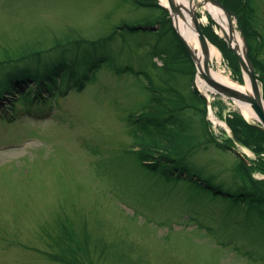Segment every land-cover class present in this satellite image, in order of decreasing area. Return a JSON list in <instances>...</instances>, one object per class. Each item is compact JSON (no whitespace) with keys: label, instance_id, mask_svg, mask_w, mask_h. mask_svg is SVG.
<instances>
[{"label":"rangeland","instance_id":"1","mask_svg":"<svg viewBox=\"0 0 264 264\" xmlns=\"http://www.w3.org/2000/svg\"><path fill=\"white\" fill-rule=\"evenodd\" d=\"M137 2L156 0H0V73L23 59L45 61L58 46L114 35L109 59L83 91L65 83L52 106L29 113L0 103V264H264V212L139 160L142 140L130 119L158 110L147 109L158 94L183 108L187 162L203 181L228 193L256 190L237 153L264 181L253 168H264V139L244 129L249 135L237 140L222 122L241 115L234 103L209 96L217 107L210 110L193 96V83L207 96L194 63L172 31L160 30L163 11ZM205 14L198 9L209 29ZM124 23L159 29L129 33ZM224 58L221 71L233 80L230 54ZM226 138L230 147H218Z\"/></svg>","mask_w":264,"mask_h":264},{"label":"trees","instance_id":"2","mask_svg":"<svg viewBox=\"0 0 264 264\" xmlns=\"http://www.w3.org/2000/svg\"><path fill=\"white\" fill-rule=\"evenodd\" d=\"M137 3L140 6L154 7L163 11L164 20L158 22L161 23L160 30L168 28L172 31L180 44L182 53L192 62L185 46L173 30L168 12L161 8L157 1L145 4ZM213 27H215V24L211 21L209 29L207 27L203 28L205 35L224 54H230L235 77L242 83L243 77L237 58L230 51L225 41L214 32ZM121 28L129 33L140 31L135 27H129L125 23ZM113 36L98 42H88V44H81L83 41H79L74 44L58 46L55 48V56L52 55L45 61L40 60L37 62L35 60L32 62L23 59L21 62L9 64L0 73V103L2 100L11 102L13 109L10 110L12 112H15V106L21 103L24 111L29 113L33 106L37 104L52 106L54 104L52 98L55 97L65 83L69 84L68 89L75 88L77 91H83L97 68L109 59L108 47ZM194 85L193 83V96L200 99L204 105H207L206 99L196 88L194 89ZM154 93L157 94L156 91ZM155 96L147 109L157 108L158 110L150 111V115L135 114L131 116L129 123L131 127L137 128L140 132L139 137L142 141L137 146V155H139L142 166L168 178H178L193 184L196 183V185H200L201 189L211 191L215 195L234 198L239 204L258 213H263L264 181L253 179L250 172L251 166L249 168L245 163L243 164L246 171L250 173L256 190L242 187L235 192L228 193L211 182L203 181L187 162L192 151L184 149L188 142L185 136L189 134L191 125L189 120L185 119L183 114L179 112L183 108L174 110L164 98L158 94ZM10 97H12V100H10ZM213 106L216 107L215 102H213ZM230 116L232 117L227 120V123L237 140L241 142V138L249 135L244 129L253 131L254 137L264 139V133L257 126L249 124L243 116L236 112L228 115V117ZM232 119H235V121ZM209 140L211 139H208V142ZM230 141L226 138L216 140V143L218 147L228 149ZM261 149L259 145L256 151L260 153ZM253 168L264 174V168L259 166L258 161H256V166H253Z\"/></svg>","mask_w":264,"mask_h":264},{"label":"water","instance_id":"3","mask_svg":"<svg viewBox=\"0 0 264 264\" xmlns=\"http://www.w3.org/2000/svg\"><path fill=\"white\" fill-rule=\"evenodd\" d=\"M195 0H190L191 3H194ZM170 6L165 7L160 4L161 7L166 9L172 19L173 22V27L182 42L184 43L187 51L189 52L190 56L192 57L193 61L195 62L196 68H197V77H201L207 87V90L211 93L218 94L222 97H224L227 100H231L234 103H241L244 105H249L257 117V122L260 124L259 128L264 132V100L261 94V88L258 83L256 73L254 66L252 64V61L249 57V45L247 42V39L245 36H242V48L241 51L236 48L235 46V35H237L234 22H233V17H237L232 11H230L226 6H224L219 0H198V3L195 5V11L190 13V19L193 23V30L195 31L196 35L198 36L202 51L204 54L207 56L205 60V70L206 73L200 74V68H199V57L197 56V52L194 51L187 43L186 39L182 37L180 32L178 31V26L180 25V20L182 19L183 21H187V16L183 12V9L185 6H182L177 0H169ZM199 6L209 8L213 7L217 10H219L222 15L225 17L227 20L228 24V30L225 31L221 24L212 16L210 10L209 13L211 14L213 20L218 24V26L221 28L223 36L229 46V48L232 50V52L235 54L237 57L239 64L241 66V70L244 75V79L246 84L249 83L252 94L249 93H244L239 90H236L234 88L225 86L216 80H214L211 75H210V61L208 58L209 54V46L210 43L208 39L206 38L203 29L201 27L200 21L198 19L196 10ZM139 29H144L148 30L150 29L149 27H141ZM152 30H157V27L152 28Z\"/></svg>","mask_w":264,"mask_h":264},{"label":"bare ground","instance_id":"4","mask_svg":"<svg viewBox=\"0 0 264 264\" xmlns=\"http://www.w3.org/2000/svg\"><path fill=\"white\" fill-rule=\"evenodd\" d=\"M158 1L160 2L161 5L169 8V6H170L169 0H158ZM177 1L182 6H185V8L183 9V12L187 16V21H183L182 19L180 20V25L178 26V31L180 32L182 37H184L186 39L188 45L194 51L197 52V56L199 57L198 62H199L200 74H204V73H206L205 60H206L207 56L202 51L198 36L196 35L195 31L193 30V23L190 19V13L195 11L196 2L191 3L190 0H177ZM209 10H210L212 16L219 22V24H221L223 29L225 31H227L228 30L227 20L222 15V13L213 7H210ZM234 43H235L236 48L240 52L241 48H242V40H241L239 34L235 35V42ZM208 58L210 61V75L214 80H216L217 82H219L225 86L234 88V89L239 90L241 92L252 94V90H251L249 83H247L246 85H240V84L236 83L235 81H233L230 76L226 75L224 72L221 71V66L223 65V56H222L221 52L216 47H214L213 45L209 46ZM198 85H199L201 90H203L205 93H207L208 90H207L206 84L201 77L198 78ZM235 108L237 110H240L241 113L243 114V116L247 120H256L257 119V117L255 116V114L253 113V111L249 105L236 103Z\"/></svg>","mask_w":264,"mask_h":264},{"label":"flooded vegetation","instance_id":"5","mask_svg":"<svg viewBox=\"0 0 264 264\" xmlns=\"http://www.w3.org/2000/svg\"><path fill=\"white\" fill-rule=\"evenodd\" d=\"M236 16L247 38L255 72L264 88V0H220Z\"/></svg>","mask_w":264,"mask_h":264}]
</instances>
